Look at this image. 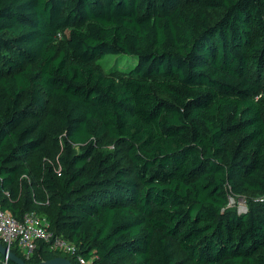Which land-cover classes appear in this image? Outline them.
Listing matches in <instances>:
<instances>
[{
	"label": "trees",
	"instance_id": "16d2710c",
	"mask_svg": "<svg viewBox=\"0 0 264 264\" xmlns=\"http://www.w3.org/2000/svg\"><path fill=\"white\" fill-rule=\"evenodd\" d=\"M0 204L93 264H264V0H0Z\"/></svg>",
	"mask_w": 264,
	"mask_h": 264
},
{
	"label": "built area",
	"instance_id": "2783aa9c",
	"mask_svg": "<svg viewBox=\"0 0 264 264\" xmlns=\"http://www.w3.org/2000/svg\"><path fill=\"white\" fill-rule=\"evenodd\" d=\"M7 194L9 193L7 192ZM0 239L10 249L11 246H16L27 257L35 252L38 241L43 240L50 243L52 249L75 255L78 264H93L95 258L87 259L78 252V246L74 242L63 235H54L50 230V222L47 217L30 212L25 214L22 220H19L10 211L2 208L1 204ZM5 260L7 262L8 257H5Z\"/></svg>",
	"mask_w": 264,
	"mask_h": 264
},
{
	"label": "rangeland",
	"instance_id": "374dc122",
	"mask_svg": "<svg viewBox=\"0 0 264 264\" xmlns=\"http://www.w3.org/2000/svg\"><path fill=\"white\" fill-rule=\"evenodd\" d=\"M99 62L105 69H112L115 68L116 66L119 67L121 70H127L131 69L135 65V62H129L127 58L125 57H120L118 55L114 54H108L106 55L103 59H100ZM76 148H79L78 145L75 146ZM61 147L54 146L52 151H53V156L57 157ZM35 179H31L29 181L30 183V194L31 196L38 201L45 200L46 199V194L41 190L40 186H37L35 184ZM230 206H236L241 209H244L248 206L247 198L244 196L241 197H230Z\"/></svg>",
	"mask_w": 264,
	"mask_h": 264
},
{
	"label": "water",
	"instance_id": "95a60500",
	"mask_svg": "<svg viewBox=\"0 0 264 264\" xmlns=\"http://www.w3.org/2000/svg\"><path fill=\"white\" fill-rule=\"evenodd\" d=\"M0 253L4 257H8L15 264H74L72 260L65 256H56L51 259L42 260L40 262L30 263L27 262L23 257L14 253L7 245H4L0 241Z\"/></svg>",
	"mask_w": 264,
	"mask_h": 264
}]
</instances>
